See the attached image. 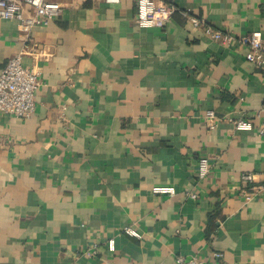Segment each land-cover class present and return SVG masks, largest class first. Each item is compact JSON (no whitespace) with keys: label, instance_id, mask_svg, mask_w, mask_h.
<instances>
[{"label":"crops","instance_id":"crops-1","mask_svg":"<svg viewBox=\"0 0 264 264\" xmlns=\"http://www.w3.org/2000/svg\"><path fill=\"white\" fill-rule=\"evenodd\" d=\"M47 1L60 15L28 34L0 18V71L22 52L38 80L30 116L0 112V264H264V67L178 12L141 28L134 0ZM164 1L264 35V0ZM241 116L251 130L235 129Z\"/></svg>","mask_w":264,"mask_h":264},{"label":"built area","instance_id":"built-area-1","mask_svg":"<svg viewBox=\"0 0 264 264\" xmlns=\"http://www.w3.org/2000/svg\"><path fill=\"white\" fill-rule=\"evenodd\" d=\"M107 3H118L120 0H104ZM135 15L134 22L141 28H162L178 12L185 16L192 26L199 28L202 33L214 40H219L224 44L236 42L245 46L247 52L245 58L253 62L258 67H264V35L259 30L251 31L241 36H234L231 33H222L212 28L206 19L197 16L190 8H179L172 1L164 0H134ZM32 8V14H26L24 5ZM62 8L59 4L47 0H0V18L15 19L18 22V29L25 34L36 25H46L51 19L60 15ZM37 72L30 67L22 64V52H18L8 58L5 66L0 71V112L11 113L18 117L30 116L35 107V89L37 87ZM205 120L210 129L216 126L215 115L212 110L205 112ZM253 117L258 119L259 133L264 135V97L263 103L258 108ZM253 119L248 116H241L234 122L236 130H251L253 128ZM210 168L209 159L205 156L198 158L197 176L203 178ZM241 179L246 184L254 181V174L243 173ZM251 192H244L245 201L257 191L256 186H250ZM152 190L155 193H165L172 195L176 192L174 186H154ZM190 198L197 197L195 192H186ZM124 232L139 236L132 227H124ZM108 248L114 249L112 239L108 241ZM89 254V252H87ZM213 256L219 257L221 253L215 252ZM175 264H205L204 261L193 256L185 258L176 256ZM139 264V263H137Z\"/></svg>","mask_w":264,"mask_h":264}]
</instances>
